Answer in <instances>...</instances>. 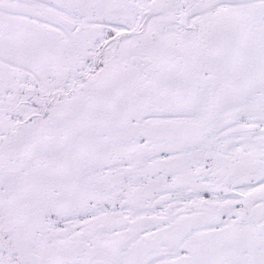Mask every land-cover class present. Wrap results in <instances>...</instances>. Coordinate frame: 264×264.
<instances>
[{
	"label": "snow or ice",
	"instance_id": "snow-or-ice-1",
	"mask_svg": "<svg viewBox=\"0 0 264 264\" xmlns=\"http://www.w3.org/2000/svg\"><path fill=\"white\" fill-rule=\"evenodd\" d=\"M0 264H264V0H0Z\"/></svg>",
	"mask_w": 264,
	"mask_h": 264
}]
</instances>
